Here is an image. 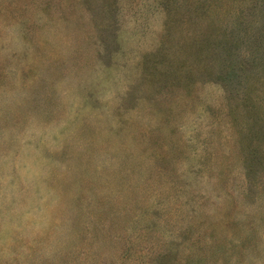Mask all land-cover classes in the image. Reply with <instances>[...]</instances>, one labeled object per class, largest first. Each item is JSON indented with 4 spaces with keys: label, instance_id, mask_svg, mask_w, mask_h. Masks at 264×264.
<instances>
[{
    "label": "rangeland",
    "instance_id": "rangeland-1",
    "mask_svg": "<svg viewBox=\"0 0 264 264\" xmlns=\"http://www.w3.org/2000/svg\"><path fill=\"white\" fill-rule=\"evenodd\" d=\"M264 0H0V264H264Z\"/></svg>",
    "mask_w": 264,
    "mask_h": 264
},
{
    "label": "trees",
    "instance_id": "trees-1",
    "mask_svg": "<svg viewBox=\"0 0 264 264\" xmlns=\"http://www.w3.org/2000/svg\"><path fill=\"white\" fill-rule=\"evenodd\" d=\"M226 1V0H225ZM223 2H224V0H223ZM261 92H263L264 93V89L263 90H261ZM262 99H264V97H261Z\"/></svg>",
    "mask_w": 264,
    "mask_h": 264
}]
</instances>
